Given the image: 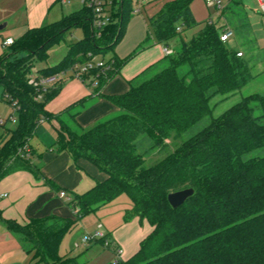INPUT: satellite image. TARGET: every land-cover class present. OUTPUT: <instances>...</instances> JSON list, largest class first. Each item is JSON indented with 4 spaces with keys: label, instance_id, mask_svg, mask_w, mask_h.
<instances>
[{
    "label": "trees",
    "instance_id": "trees-1",
    "mask_svg": "<svg viewBox=\"0 0 264 264\" xmlns=\"http://www.w3.org/2000/svg\"><path fill=\"white\" fill-rule=\"evenodd\" d=\"M194 1L167 2L149 18L152 33L148 31L140 49L152 39L168 46L200 25L191 10ZM132 2L113 0L114 21L100 36L94 28L93 10L84 5L57 22L29 29L0 57V101L7 102L17 118L15 128L0 140V178L18 170L42 178L31 157L22 155L20 149L29 144L41 120L52 119L59 123L57 150L68 152L74 162L87 160L107 175L105 181L66 201L73 211L71 218L51 216L26 226L1 216L0 221L38 263L80 264L77 257L61 254L65 236L84 218L125 194L133 204L129 218L146 220L153 230L132 258L118 257L108 264H264V155H253L264 152V95L245 97L152 165L146 166L145 155L139 152L141 138L150 142L151 149L165 151L170 140L177 141L213 116L214 98L220 96L223 102L256 78L239 51L221 41L227 26L204 22L191 40L182 39L159 64L167 62V67L142 82L159 65L145 72L125 94L106 96L120 113L91 128L84 129L76 120L80 112L76 108L83 102L60 115L47 111L63 83L36 99L39 91L29 85L28 74L38 62L48 60L51 48L74 29L84 32V38L69 46L59 64L38 70L44 75L69 71L75 64L114 51L135 13ZM136 53L124 60H107L109 68L91 71L84 82L90 80L100 91ZM44 180L58 195L64 192ZM186 189H194V195L173 208L169 195ZM95 241L118 254L109 233Z\"/></svg>",
    "mask_w": 264,
    "mask_h": 264
},
{
    "label": "crops",
    "instance_id": "crops-1",
    "mask_svg": "<svg viewBox=\"0 0 264 264\" xmlns=\"http://www.w3.org/2000/svg\"><path fill=\"white\" fill-rule=\"evenodd\" d=\"M170 1L173 0L149 1L145 7L146 13L152 18ZM195 1L191 5V10L194 18L198 20L194 8ZM67 3V0H0V27L6 24V27L0 30V57L6 55L9 51V47L4 46V41L7 38L18 40L29 29L52 24L61 20L64 16L82 10L84 7L72 10L71 12L70 8L65 6ZM139 3L140 0H137V4ZM231 4L242 5V2L228 0L225 4V9L219 15L214 18L211 17V15L205 16L204 22L213 20L218 27L220 26L219 22H221V26H227L233 30L234 37L229 42V45L233 46L236 44L235 35L237 29L236 26L233 28L230 26L229 21L231 20L224 15ZM67 8H69V12L65 11ZM142 10L143 9L140 7L135 8V11L139 12L136 14L134 13V16L141 14ZM203 26L204 24H202V28ZM141 39L142 38H140L135 45L139 43ZM144 41H142L135 50L134 53L137 52L135 56L122 67L120 74L109 81L100 91L96 90V84H92L90 80L82 82L73 77H68L63 82L59 94L47 104V111L54 115H60L67 109L76 105V103L83 102L82 106L76 108H80L76 120L84 129L91 128L98 122L119 114L120 109L105 97L127 93L131 89L132 84L135 83L142 74L152 70L164 61L167 56L165 53L166 48L174 51L177 45L172 41L168 46H165L156 43V41L152 39L146 45V48L140 49ZM232 48L236 49L234 46ZM237 50L241 51V48H237ZM131 53L132 52H126L124 54L114 53L115 55L113 57L124 60L128 58L127 56ZM56 65L44 67L36 66L35 69L41 70ZM5 103L8 104L7 102ZM0 116L1 118L2 116H7V118H3L5 121H7L10 116H14L15 121L17 120L16 113L12 107L11 112L7 113L3 110V114L0 113ZM15 121L10 122L12 123L11 126H13V122ZM3 129L4 132L5 130H11L8 124L3 127ZM58 132L59 123L56 119L45 121L39 124L29 141L31 150L30 157L32 162L39 168L42 178H36L31 172L25 170H18L0 178V216L3 220L26 226L32 220H42L51 216L62 218L73 217V211L71 207L67 205L66 200L61 199L59 195L46 184L44 179L52 181L60 190L66 192L69 198H71L72 194H82L93 188L97 183L106 180L107 175L91 162L84 159L74 162L68 152L58 151L56 148ZM116 200L109 204L116 202ZM109 204L103 206L96 212L100 214V219H103L102 222H98L97 228L100 224L103 225V230L111 235L112 242L119 248L122 254L118 256L114 251L105 249L104 247L103 251L97 250L101 259L106 261L105 264L116 261L118 257L122 260L132 258L139 251L141 242L153 230V227L148 221H141L137 216H131L132 219L129 222L124 219L119 220L120 215L116 218L111 216V211L108 207ZM130 207L132 209V202ZM143 224H145L144 229ZM131 230L136 233L132 244L127 241L130 239ZM65 238L61 247L66 240ZM77 244H80L82 248H86L80 241L75 242V247H77ZM81 246L78 248L80 249ZM0 264H42L34 260L33 255L26 251L18 237H16L1 221Z\"/></svg>",
    "mask_w": 264,
    "mask_h": 264
},
{
    "label": "rangeland",
    "instance_id": "rangeland-1",
    "mask_svg": "<svg viewBox=\"0 0 264 264\" xmlns=\"http://www.w3.org/2000/svg\"><path fill=\"white\" fill-rule=\"evenodd\" d=\"M68 3L65 5L69 7L71 12L72 10H77L84 5V0H67ZM152 0H140V3L137 4V0H133L132 5L134 8L140 7L142 8V13L138 15H132L127 26L125 35L122 41L118 44L114 51L108 52L105 55H100L97 57V61L99 60H109L115 54H124L126 52H132L133 54L135 50L138 48L139 44L145 40L148 36V31L152 33V30L149 29V16L146 13L145 7L147 3ZM156 1V0H154ZM228 0L225 1V4ZM237 2H242V5H234L231 4L230 8L225 12L226 18H229L230 26L233 28L236 26V44L233 46L237 48H241L244 56L243 58L249 63L253 75L256 78L245 86L242 90L230 96L227 100L221 102V97L218 96L212 100V105H216L214 109L213 116H208L204 118L202 121L194 125L188 132L183 134L177 141L170 140L169 147L164 150L159 149H151L149 141H142L143 138L139 140V152L145 155L146 158V166L152 165L155 161H158L165 157L167 154L173 152L179 144H181L186 139L195 135L199 131L203 130L207 126L210 125L213 118H218L222 114H224L228 109H230L235 104L242 101L245 97L252 94H262L264 95V9L261 8L257 0H236ZM64 6V7H65ZM73 6V7H72ZM69 8L65 9V11L69 12ZM197 23L200 25L195 26L184 33L181 36L174 39V43L177 44L176 48L180 45L182 39L183 40H191L201 29L202 24L204 22L205 16L211 15V17H216L221 13V10L216 8L208 7L205 4V0H196L194 4ZM221 22L219 25L221 26ZM241 26H244L243 28ZM243 29V30H242ZM153 37V35H152ZM84 38V32L82 29H74L71 32L65 35V39L58 45L51 48L49 51L50 57L46 62H38V67H44L48 65H56L58 64L67 54L68 48L72 43L80 41ZM141 41L135 45V43L140 39ZM135 45V46H134ZM231 45V47H233ZM115 53V54H114ZM128 55L127 57L131 56ZM168 63L165 62L158 66L157 69L150 72L143 80H147L161 71L163 68L167 67ZM141 82V83H142ZM3 110L7 113L11 112V107L5 102H0V113L3 114ZM115 116V115H113ZM111 116V117H113ZM3 118H7V116H2ZM110 118V117H108ZM107 118V119H108ZM12 123H8V127L13 129L17 123V121ZM13 127V128H12ZM86 129V128H85ZM88 129V128H87ZM7 130H5L2 126H0V140L3 138ZM142 141V142H141ZM253 155H264V152L257 151ZM116 202L109 204L110 215L115 218L120 215L119 220L131 221L132 217H130L131 210V200L127 195H122L117 198ZM99 213L92 214L89 217L83 219V221L69 234L66 235V240L61 247V254L69 255L70 257H78V261L80 264H105L106 261L101 259L100 254L97 253V250L103 251V246L96 241H92L86 244V248L79 249L75 247V242L80 241L81 239L87 235H94L98 222H102L103 219H100ZM145 228V224H143V229ZM136 233L131 230L130 239L127 241L132 244L134 242V238ZM129 260V259H128ZM127 261V260H124Z\"/></svg>",
    "mask_w": 264,
    "mask_h": 264
},
{
    "label": "built area",
    "instance_id": "built-area-1",
    "mask_svg": "<svg viewBox=\"0 0 264 264\" xmlns=\"http://www.w3.org/2000/svg\"><path fill=\"white\" fill-rule=\"evenodd\" d=\"M206 5L211 8H216L218 10H222L225 6L226 0H205ZM259 5L262 9H264V0H257ZM112 3L113 0H84V5L91 8L94 13V28L97 31V35H101V31L110 23L114 21V17L112 14ZM139 11H135V14ZM178 31H181V28H178ZM234 37V31L230 28H226L220 36V39L223 43H229L231 39ZM15 40L13 38H7L4 41L5 47H10L13 45ZM166 55H169L172 53V50L169 48L165 49ZM239 57H243V52L239 51L238 53ZM109 68V65H107V61L105 60H93L89 61L85 64H75L69 71H61L59 73L53 74V75H44L40 73L38 70L33 68L31 72L28 74V83L32 87L36 88L39 91V94L37 96L38 99H42L44 93L50 91L51 89L56 88L60 84H62L68 77H73L74 79H78L82 82H84L85 76L88 75L91 71L96 69H105ZM11 121H15L14 116L11 117ZM44 120H41L40 123H43ZM6 123L4 119L0 116V126H3ZM20 153L22 155H25L27 158L31 155V150L29 147V144L25 145L22 149H20ZM59 197L61 199H65L66 201H69L70 198L66 195L65 192H60ZM106 235V232L103 230V225H99L96 229L94 235H87L85 236L81 244L85 245L89 242L104 239ZM80 244H77V247H79ZM122 254L121 251L118 252V256Z\"/></svg>",
    "mask_w": 264,
    "mask_h": 264
},
{
    "label": "water",
    "instance_id": "water-1",
    "mask_svg": "<svg viewBox=\"0 0 264 264\" xmlns=\"http://www.w3.org/2000/svg\"><path fill=\"white\" fill-rule=\"evenodd\" d=\"M5 27L6 24L2 25L0 27V30H3ZM193 195H194V189H186L179 192L171 193L168 197V200L173 208H179Z\"/></svg>",
    "mask_w": 264,
    "mask_h": 264
}]
</instances>
